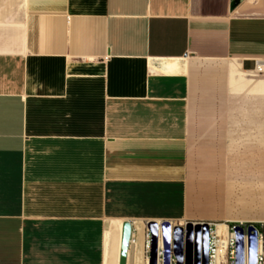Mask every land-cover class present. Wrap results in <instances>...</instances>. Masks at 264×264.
<instances>
[{
	"label": "crops",
	"instance_id": "obj_1",
	"mask_svg": "<svg viewBox=\"0 0 264 264\" xmlns=\"http://www.w3.org/2000/svg\"><path fill=\"white\" fill-rule=\"evenodd\" d=\"M230 1H21L0 32V264H118L126 221L127 264H149L148 222L254 218L227 193L264 190V0Z\"/></svg>",
	"mask_w": 264,
	"mask_h": 264
},
{
	"label": "water",
	"instance_id": "obj_2",
	"mask_svg": "<svg viewBox=\"0 0 264 264\" xmlns=\"http://www.w3.org/2000/svg\"><path fill=\"white\" fill-rule=\"evenodd\" d=\"M242 0H231L230 9H236ZM151 234L149 264H157L159 238L163 244V264H208L209 222H187L183 225L172 226L169 221L160 224L152 221L147 223ZM235 260L234 264H257L259 249L258 230L253 224L246 227L238 224L234 227ZM132 234V224L123 223L119 264H127L128 247ZM247 245V262H246Z\"/></svg>",
	"mask_w": 264,
	"mask_h": 264
},
{
	"label": "rangeland",
	"instance_id": "obj_3",
	"mask_svg": "<svg viewBox=\"0 0 264 264\" xmlns=\"http://www.w3.org/2000/svg\"><path fill=\"white\" fill-rule=\"evenodd\" d=\"M21 1L22 0H0V32L1 35L4 30L7 29L8 25H12L17 21L20 17L21 12ZM250 0H243V2H249ZM247 183L248 180L241 179V187L239 192L234 193H227L232 194L234 197H239L241 202H248V200H254L255 201V207L246 206V204L241 203V209L245 213V215L252 216L253 219L251 220H241L237 223L233 224H239V223H253L255 224L258 229L260 230V233L263 235L262 245H261V251L264 255V190L259 189L258 187H252L251 190L247 189ZM262 213V216L260 217L259 214ZM243 219V218H242ZM246 219V218H244ZM216 224V223H215ZM232 225V224H231ZM229 225V227H231ZM112 229V235H113V255L116 251V245H117V236H118V230ZM110 228V227H109ZM108 228V229H109ZM228 235V234H227ZM223 264H230V261L227 260Z\"/></svg>",
	"mask_w": 264,
	"mask_h": 264
},
{
	"label": "built area",
	"instance_id": "obj_4",
	"mask_svg": "<svg viewBox=\"0 0 264 264\" xmlns=\"http://www.w3.org/2000/svg\"><path fill=\"white\" fill-rule=\"evenodd\" d=\"M160 224V223H159ZM186 224V223H185ZM240 225L246 227L249 225L248 223H239ZM253 224V223H251ZM172 226L174 224L171 223ZM238 225V224H236ZM236 225H233L231 227H228L227 229V240L225 243V255L224 259L225 261L229 260L230 264H234L235 260V233H234V227ZM257 230H258V236H259V249L257 253V264H264V255L261 251V245L263 240V235L260 233V230L258 227L253 224ZM184 226V225H183ZM209 240H208V264H215L216 257L218 255V236L216 235V224L215 223H209ZM147 242H146V251H150V240H151V234L149 230L147 231ZM133 241V233L131 234L130 242ZM129 242V243H130ZM162 255V249L160 250L158 248V259L157 263L159 264V257Z\"/></svg>",
	"mask_w": 264,
	"mask_h": 264
},
{
	"label": "bare ground",
	"instance_id": "obj_5",
	"mask_svg": "<svg viewBox=\"0 0 264 264\" xmlns=\"http://www.w3.org/2000/svg\"><path fill=\"white\" fill-rule=\"evenodd\" d=\"M221 224H216V235L218 236V255L215 260V264H223L224 263V255H225V243L227 240V226L224 225V229L222 230ZM123 227V223H122ZM122 227L121 230L119 231L118 235H120V245H121V232H122ZM163 247L162 241H159V247ZM150 245H151V240H150ZM162 249V248H161ZM246 262H247V245H246ZM119 251H120V246H119ZM118 264H119V259H118ZM247 264V263H246Z\"/></svg>",
	"mask_w": 264,
	"mask_h": 264
},
{
	"label": "trees",
	"instance_id": "obj_6",
	"mask_svg": "<svg viewBox=\"0 0 264 264\" xmlns=\"http://www.w3.org/2000/svg\"><path fill=\"white\" fill-rule=\"evenodd\" d=\"M233 225H236V224H232L231 226H233Z\"/></svg>",
	"mask_w": 264,
	"mask_h": 264
}]
</instances>
